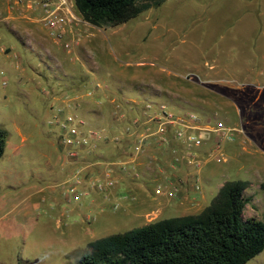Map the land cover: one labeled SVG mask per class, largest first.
Masks as SVG:
<instances>
[{
  "label": "rangeland",
  "instance_id": "obj_1",
  "mask_svg": "<svg viewBox=\"0 0 264 264\" xmlns=\"http://www.w3.org/2000/svg\"><path fill=\"white\" fill-rule=\"evenodd\" d=\"M151 4L125 23L101 28L85 25L72 5L79 21L74 19L72 30L65 27L61 37L41 23L49 39L44 47H49L55 61L40 47L37 51L45 58L33 55L29 59L44 78L33 72L23 84L15 85L0 74V127L7 133L0 178L10 165L23 173L19 184L13 183L11 175L0 182V264H76L95 240L157 220L198 214L225 181H249L244 216L263 219L264 193L259 184L264 182V172L247 171L244 165L250 164L251 150L264 152V0H163ZM81 38L86 49L82 46L84 49L76 51ZM66 43H70L69 49L64 47ZM18 51L23 59L24 51ZM63 73L81 75L84 100L90 99L92 88L95 93L107 89L106 104H112V113L121 112L125 129L133 137L145 127L154 129L152 117H148L159 104L175 116H194L193 123L199 128L194 133L202 141L199 147L172 139L158 144L151 139V145L160 149L159 166L169 175L159 184L177 188V195H155L157 183L136 182L128 188L114 180L99 191L106 198L96 194L95 188L77 200L71 193L69 201L61 195L65 188L59 181V167L51 165L47 170L43 157L47 153L53 159L58 153L59 135L48 123L53 102L41 90L48 85L45 77L56 83ZM21 90L26 93L20 95ZM75 104L83 128L105 134L116 128L118 123L107 119L111 107H105L97 119L89 105L83 109ZM147 104L152 108L147 109ZM135 119L139 122L133 123ZM216 123L242 130L245 142L237 146V137L230 143L210 132ZM171 135L170 131L168 137ZM135 140L131 138V144ZM144 148L139 153L126 149L127 154H120L125 161L136 162ZM220 154L225 160L217 162ZM255 157L264 163V154ZM95 177L93 174L91 179ZM203 189L207 196L199 199ZM246 264H264V251Z\"/></svg>",
  "mask_w": 264,
  "mask_h": 264
},
{
  "label": "trees",
  "instance_id": "obj_2",
  "mask_svg": "<svg viewBox=\"0 0 264 264\" xmlns=\"http://www.w3.org/2000/svg\"><path fill=\"white\" fill-rule=\"evenodd\" d=\"M163 0H73L97 28L125 23ZM7 133L0 127V158ZM247 180L225 181L198 214L151 222L89 243L76 264H246L264 250V217H245ZM264 193V182L259 184Z\"/></svg>",
  "mask_w": 264,
  "mask_h": 264
},
{
  "label": "crops",
  "instance_id": "obj_3",
  "mask_svg": "<svg viewBox=\"0 0 264 264\" xmlns=\"http://www.w3.org/2000/svg\"><path fill=\"white\" fill-rule=\"evenodd\" d=\"M46 1L49 3L54 0ZM44 14V11L39 5L30 4L28 0H0V74L2 73L3 76L8 77L15 85L23 84V80L27 78V75L32 76L33 72L38 75V78H44L39 69L32 67L29 59L32 58L33 55L39 58H45V55L38 53V49L40 50V48H42L48 58L55 61V59L51 57L49 47H47V49L44 47V42L49 40L47 38V33L45 34L41 25ZM77 16L81 19L80 21H83L79 14H77ZM75 19L79 21L77 17H75ZM73 23L72 21L67 25L70 30H72V27L75 25H73ZM84 24L89 27L92 26L86 22H84ZM79 45L80 46H75L76 51L82 50L83 47L85 48L86 42L84 38L80 39ZM19 49L24 51V60L19 56ZM30 80H34V78ZM44 80L48 85L41 90V93L49 103L53 102V105H55L69 100L77 102L83 109L89 105L92 110L98 114V116H96L97 119L103 116L102 113L105 107H111V114H108L107 119L112 124L118 123L116 126L117 129L115 128L116 130L108 131L105 134L106 137L96 141L93 144V148L87 152L73 151L74 153H72L68 148L62 146L60 142L57 141L59 142L56 144L58 153L54 154L55 157L53 159H49L47 153L43 154V157L47 158V170L51 165L59 167V181L61 182L62 188H65V192L63 191L61 195L67 201L70 200V193L71 195L78 193L83 197L91 188L96 189V187L93 186L95 181L102 180L103 182L107 179L106 176L114 180L117 184H121L122 187L125 186L128 188L131 184L136 182H139V184L163 183L165 178L169 176L164 174L162 166H159L161 162L158 159V156H160L158 151H160V149L157 148L156 144L151 145V140H149L148 137L144 145L145 148L136 162H132V159H128L127 161L123 159L125 156H122L120 153L127 154L128 152L126 149L131 150V138L136 139L137 135L136 137L130 136L128 134L129 131L125 129L127 127H125L126 123L123 122L124 120L122 119L123 115H121V112L114 110L112 113V104H106L104 92L107 89H100L95 93L92 88L90 89L92 92L90 90L88 91L90 92V99L84 100L80 95L81 87L79 88V84L82 80L81 75L75 76L63 73L62 77H57L56 83L51 82L50 79L46 77ZM22 92L26 93L24 90H21L19 94L21 95ZM57 93H59L58 96L56 95ZM154 104H157L156 101ZM81 113L82 112H80V114ZM254 123H258L257 120H255ZM85 128L87 129L88 126H85ZM258 128L259 126H255V131H258ZM17 131L21 140L24 141L25 137L21 134V131L19 129ZM140 134L144 133L142 132ZM243 136L246 138L245 134ZM239 144L240 143L236 145L239 146ZM251 151L250 155H254L250 156V160L248 161L250 164H246L244 167L246 166L247 171L252 170L255 173L264 172V163L260 162L255 157L257 153L260 155L264 154L263 150L257 149ZM260 163L263 165L261 166ZM52 166L51 168H53ZM84 168H86V170H84ZM2 173L6 176L1 177L0 182L8 180L10 178L9 175H11L12 181L16 185L19 184V179L23 178V173L15 171L11 165L3 169ZM93 174H96L97 177L91 179L93 178ZM48 176L49 175H47V177ZM36 178L43 181L38 175H36ZM48 180L50 181L49 178ZM52 181L54 180L52 179ZM223 183L217 187L216 192H218ZM70 189L74 191L71 192ZM40 191L41 190H38L36 192ZM95 193L102 196V198L107 197V195H103L99 191H95ZM205 196H207V193L203 189L199 194V199H201V197L205 198Z\"/></svg>",
  "mask_w": 264,
  "mask_h": 264
},
{
  "label": "built area",
  "instance_id": "obj_4",
  "mask_svg": "<svg viewBox=\"0 0 264 264\" xmlns=\"http://www.w3.org/2000/svg\"><path fill=\"white\" fill-rule=\"evenodd\" d=\"M28 1L30 4H37L41 7L45 13L42 19L43 25L48 28L52 34L56 33L58 37H61L64 28L75 19L71 11L73 5L72 0H54L49 3H47L46 0ZM76 42L78 41L76 40ZM70 46V43L64 45L67 49H69ZM2 83L6 85L5 81ZM75 106V102L69 100L61 104H55L51 107L52 115L48 123L57 129L60 144L68 148L70 152H87L93 148V144L96 141L105 138L106 135L103 131L83 128V122L74 110ZM146 108L151 109L152 105L147 104ZM154 112L153 116L148 117H152V122L155 124L154 129L150 130L149 127L148 129L145 127L144 134L137 135L136 140L131 144L132 151L139 153L144 147L145 142H147V137L149 140L153 138L158 144H164L168 139L169 141L172 139L175 142L194 147H199L202 144L201 139L194 133V130L196 131L199 128L193 123L195 119L193 115L175 116V114L162 104H159ZM132 122L138 123L139 120L135 119ZM170 131L172 135L168 137ZM209 131L219 133L220 137L226 142L232 143L236 137L239 139L240 144L245 142L242 130L228 128L221 123H216V127L209 129ZM215 160L220 162L225 160V157L223 154H220ZM106 178L107 179L103 182L102 180H96L93 186H95L98 191H101L105 186L111 185V179H109L108 176H106ZM194 187L196 190L199 189L196 183ZM70 191L73 192L74 190L70 189ZM177 193V188H168L160 184L156 186L154 191L155 195H166L168 198L174 197ZM80 195L81 194H73V198L77 200L80 198Z\"/></svg>",
  "mask_w": 264,
  "mask_h": 264
}]
</instances>
